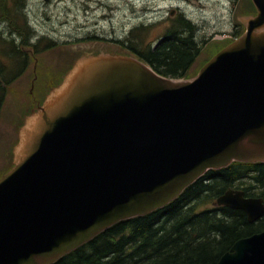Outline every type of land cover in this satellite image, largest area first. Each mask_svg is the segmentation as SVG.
Returning a JSON list of instances; mask_svg holds the SVG:
<instances>
[{"label": "water", "instance_id": "95a60500", "mask_svg": "<svg viewBox=\"0 0 264 264\" xmlns=\"http://www.w3.org/2000/svg\"><path fill=\"white\" fill-rule=\"evenodd\" d=\"M191 78L90 53L25 118L0 176V264H52L113 224L163 207L209 169L264 162V0ZM213 205L264 216L229 188ZM216 264H264V230Z\"/></svg>", "mask_w": 264, "mask_h": 264}, {"label": "rangeland", "instance_id": "374dc122", "mask_svg": "<svg viewBox=\"0 0 264 264\" xmlns=\"http://www.w3.org/2000/svg\"><path fill=\"white\" fill-rule=\"evenodd\" d=\"M18 8L25 14V20L18 15ZM252 10L251 0H3L0 4V36L8 42L13 41L6 44L8 49L12 44L18 45L22 38L15 29L25 34L19 21H25L24 27L28 21L39 35L22 47L27 53L23 70L19 63L24 58L20 61L7 59L3 53L7 51L0 43V61L6 65L5 69L14 63L10 69L18 76L6 86L0 109V176L12 166L13 147L25 118L42 102L52 86L67 75L79 57L99 52L132 55L117 39L140 23L147 27L135 28L133 35L141 32L138 41L142 38L143 44L149 43L153 48L182 15L194 25L193 39L200 47L185 76L191 78L216 52L239 36V31L244 30L242 20L251 15ZM86 32L104 37L66 39ZM115 35L119 38H114ZM39 36L54 42H48L52 44L49 49L33 53L34 44L40 43L39 48L48 44L47 41L38 43ZM245 183L248 185L249 178ZM252 190L258 191V187L254 186ZM211 207L210 202H204L198 210Z\"/></svg>", "mask_w": 264, "mask_h": 264}, {"label": "trees", "instance_id": "16d2710c", "mask_svg": "<svg viewBox=\"0 0 264 264\" xmlns=\"http://www.w3.org/2000/svg\"><path fill=\"white\" fill-rule=\"evenodd\" d=\"M18 9V15L25 20V14ZM255 11L253 6L251 12ZM24 20L19 22L24 23ZM22 23L19 26L25 29L24 35L19 29L14 30L22 37L18 45L12 44L8 49L6 44L13 41L8 42L1 36L0 43L7 51H3L7 59L24 58L19 63L23 70L27 53L22 47L30 44L33 27L28 21L25 27ZM175 23L153 48L149 43L143 44L142 38L138 41L141 32H135L128 45L124 41L120 44L157 73L174 79L186 78L200 47L193 39L194 25L188 19L181 15ZM242 32L241 29L239 35ZM42 38L37 42H44ZM50 44L41 48L40 43L34 44L33 53L47 50ZM12 65L5 69L6 65L0 61V109L6 86L18 77L12 73ZM254 186L258 191L252 190ZM229 188L242 189L246 196H259L264 201V162L233 161L224 168L209 169L165 206L113 224L52 264H216L237 239L264 230V216L249 222L240 209L213 205L212 202ZM204 202H210L212 207L198 210Z\"/></svg>", "mask_w": 264, "mask_h": 264}, {"label": "flooded vegetation", "instance_id": "af4514ba", "mask_svg": "<svg viewBox=\"0 0 264 264\" xmlns=\"http://www.w3.org/2000/svg\"><path fill=\"white\" fill-rule=\"evenodd\" d=\"M172 12H174V11H172ZM183 18H185V19H187L186 17H183ZM145 28L146 27V24H144V23H140V24H138V25H136V27H134V28H132L131 30H129L128 32H126L124 35H123V38H121V39H117L118 41H120V42H122V41H124L123 43L124 44H126V45H128V43H129V39H130V37L133 35V31H134V29L135 28ZM34 28V30H33V36H35L36 34L37 35H39L38 34V30L36 29L35 30V27H33ZM116 36V35H115ZM42 36H39L38 37V40L41 38ZM101 37H104V35L103 36H101V35H99V34H97V33H92V34H90V33H88V32H86V33H84V34H82L81 36H76L75 38H73V37H70V38H66V39H68V40H72V41H74V40H89V39H93V38H98V39H100ZM114 38H119V36H116V37H114ZM48 39L47 38H45L44 37V39L42 38L41 39V41H47ZM50 41V40H49ZM48 42V41H47Z\"/></svg>", "mask_w": 264, "mask_h": 264}, {"label": "bare ground", "instance_id": "6f19581e", "mask_svg": "<svg viewBox=\"0 0 264 264\" xmlns=\"http://www.w3.org/2000/svg\"><path fill=\"white\" fill-rule=\"evenodd\" d=\"M255 9H256V8H255ZM252 14H255V13H252ZM21 15H22V14H21ZM33 30H34V28L31 29V32H33ZM242 33H243V32H242ZM242 33H241V34H242ZM241 34H240V35H241ZM240 35H239V36H240ZM30 36L34 37L33 34H30ZM130 39H131V38H130ZM130 39H129V40H130ZM47 41H48V42H51V41H49V40H47ZM48 42H47V43H48ZM52 42H54V41H52ZM48 44H50V43H48ZM48 44H46V45H48ZM128 44H129V43H128ZM48 49H49V48H48ZM144 62H145V61H144ZM145 63H146V62H145ZM232 189H239V188H232ZM213 202H214V201H213ZM213 202H212V203H213ZM160 208H161V207H160ZM157 209H158V208H157ZM155 210H156V209H155Z\"/></svg>", "mask_w": 264, "mask_h": 264}]
</instances>
